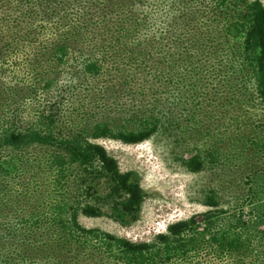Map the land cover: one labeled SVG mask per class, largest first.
<instances>
[{
    "label": "rangeland",
    "instance_id": "obj_1",
    "mask_svg": "<svg viewBox=\"0 0 264 264\" xmlns=\"http://www.w3.org/2000/svg\"><path fill=\"white\" fill-rule=\"evenodd\" d=\"M250 1L252 0H246ZM262 2L264 4V0ZM68 3L67 0L56 2L49 7L46 15V10L38 6L41 4L39 1L0 0V53L4 55L0 63V100L9 98V109H18L16 96L22 89L36 88L31 82L39 77L27 63L29 60L19 59L18 54L21 57H33L35 51L45 54L54 48L55 38L62 40L66 37L64 31L58 32L57 26L63 27L64 22L74 18L76 12L83 7L77 3L69 6ZM170 4V0L162 8L152 4L145 12H139L144 18L153 14L155 20L151 25L145 23L143 31L136 34L135 40L144 46L129 47L126 48L127 51L117 54L120 49L117 55L99 48L103 60L112 62V58H115L116 63H120L122 67L126 66L127 70L137 72L139 75L134 76L132 81L144 80L149 82L146 86L154 85L156 88V85L163 86L162 93L159 90L152 95L148 94L144 101L146 106L142 108L147 113L157 114L162 118L161 127L155 135L137 144L110 138L97 141L117 158L122 171L136 170L141 174L142 186L147 196L140 219L125 225L108 215L78 216L84 228H97L136 242L151 241L157 234L165 232L169 224L207 211L209 208L205 205L206 196L212 189L219 193L224 208L241 203L246 199L248 177L264 166V154L258 152L250 141L264 132V104L258 97L254 83L238 71L239 60L230 59L234 50L231 45H227L225 27L219 26L218 21L213 18L205 21L208 27L204 26L202 18L197 19L194 14L190 15L188 25L185 23L186 11L180 15L179 6ZM137 5L140 9V5ZM192 5L188 9L198 7L196 4ZM189 12L192 14L191 10ZM170 13L175 14L173 18L176 15L179 17H175L172 26L168 27L167 15ZM87 18L95 25L107 21L115 27L120 26L118 22L122 20L124 28L130 29V19L123 20L124 16L119 12L101 18L100 21L94 15ZM110 18H113L112 22ZM131 22L135 25L137 19L132 17ZM111 25L108 24L107 27L115 29ZM193 37L201 41V45L208 46L210 53L205 49L204 57L195 52L193 54L188 49L190 38ZM113 42L110 41L107 46H117ZM19 44L20 48L17 49ZM195 83H199L201 88L192 95ZM140 84L142 83L133 82L132 86L138 88ZM9 85L12 90L3 87ZM81 88H85L81 91V98L68 99L57 91L51 94L47 90L45 95L40 92L30 95L31 90H27L29 98L21 99L20 103L24 109L33 112L22 111V119L31 118L29 121H32L47 110L48 105L57 108L64 104L60 108L61 125L67 133L74 125L82 128L88 125L90 119L97 121L104 114L100 108L83 98L89 94L87 86ZM77 91L72 87L67 92ZM133 95H136L135 91L126 96L134 98ZM46 100L47 105L44 104ZM73 102L68 108L67 105ZM125 102L128 103L126 112L137 110L132 99L125 98ZM83 104H88L90 117L83 113L84 110L80 107ZM74 106H79V110L76 111ZM142 121L137 117L130 119L127 129L143 126ZM259 138L263 141L264 135ZM206 150H210L211 155L201 171L191 172L184 166L185 159ZM30 152L34 157L31 158L32 161L28 159V168L21 178V186H12L10 197L16 208H24L25 211L19 214L21 219L33 210L40 213L49 211L54 203L53 198L58 200L69 197L72 201H84L87 198L85 195H73L65 182L55 191L52 186V169L48 168V156L44 148H31ZM76 182L79 186L84 180L73 176L71 185L74 188L78 187ZM96 182L93 181L90 185L94 186ZM104 187L100 189L102 195L107 192L103 190ZM0 197L9 199L1 190ZM3 220L1 222L4 225L16 226L18 233L8 240L0 237V264H113L104 255L100 257L94 247L89 253L84 246V239L76 240L61 231L49 229L50 223L45 226L28 224L23 230L19 219L8 215ZM42 221L45 222L46 218L42 217ZM26 231L28 235L25 236ZM19 233L24 234L19 236ZM2 234L11 233L3 231ZM91 256L95 258L89 260ZM193 256L192 253L185 263H179L196 264ZM197 258L198 264H231L228 261L220 262L216 256ZM253 259L254 256L248 258V264H264V250L256 262L253 263Z\"/></svg>",
    "mask_w": 264,
    "mask_h": 264
},
{
    "label": "trees",
    "instance_id": "obj_2",
    "mask_svg": "<svg viewBox=\"0 0 264 264\" xmlns=\"http://www.w3.org/2000/svg\"><path fill=\"white\" fill-rule=\"evenodd\" d=\"M23 1H39L41 4L38 6L46 10L44 14L47 15L49 7L60 0ZM67 1L69 6H75L77 3L83 7L76 12L74 18L65 21L63 27L57 26L58 32L64 31L66 37L56 40L54 35L51 36L55 38L54 48L45 54L35 51L33 57H21L17 53L19 59L29 60L27 63L39 75L31 82V85L36 88L22 89L19 92L16 96L17 110L9 109V98H4V102L0 100V190L6 198H9L5 200L0 197V234L3 231L11 233L2 234L0 237L8 240L18 233L16 226L4 225L1 222L10 215L22 221L23 230L28 224L45 226L50 223L49 229L61 231L76 240L84 239V246L89 253L94 247L100 257L104 255L113 264H180V261L185 263L192 253L196 264L199 261L197 257L207 259L212 256H216L220 262L228 261L231 264H248V258L254 256L253 263L256 262L264 250V166L248 177L246 199L241 203L232 206L233 208H224L219 193L212 189L206 196L205 205L209 208L207 211L169 224L165 232L157 234L148 242H136L97 228L88 229L81 226L78 220L79 214L89 217L108 215L125 225L140 219L147 196L142 186L141 174L136 170L122 171L117 158L97 141L110 138L137 144L155 135L161 127L162 118L157 114L147 113L142 108L146 106L144 101L148 94L152 95L159 90L162 93L163 86L156 85L158 86L156 88L154 85L146 86L149 82L144 80L132 81V78L139 74L127 70L126 66L122 67L120 63H116L115 58H112V62L103 60L100 49H107L108 53L117 55L127 51L126 48L143 45L135 40L136 34L143 31L145 23L151 25L155 23V20L153 14L144 18V15L139 12H145L152 4L162 8L168 0ZM170 1V5L179 6L180 15L186 11L185 23L188 25H190V15L194 14L197 19L202 18L204 26L208 27L205 21L213 18L218 21L219 26L225 27L227 45H231L234 50L232 55L234 58L230 59L239 60H237L238 71L254 83L258 97L264 104V4L262 0L250 2L246 0ZM137 4L140 5V9ZM192 4L198 7L188 9L193 6ZM115 12L124 16L123 20L130 19V29L124 28L122 20L118 22L120 26L115 27L107 21L95 25L87 18L94 15L97 21H100L101 18ZM174 15V13L167 15L168 27L172 26L175 17H179L176 15L173 18ZM130 17L137 19L135 25L132 24ZM112 19L110 18L111 22ZM108 24L115 29L107 27ZM130 34L132 37L129 36ZM110 41H114L113 43L117 46L114 45L113 48L107 46ZM79 44H81L80 47ZM207 47L201 45V41L194 37L190 38L188 43V49L193 54L195 52L203 57V51L205 49L209 51ZM19 48L20 44L17 49ZM3 58L4 55L0 53V63ZM133 82L142 84L136 88L132 86ZM84 85L87 86L89 94L83 98H86L89 104L100 108L104 114L97 121L90 119L88 125L82 128L74 125L71 128L72 131L67 133L61 125L60 108L64 104H60L57 108L48 105L47 110L42 111L32 121H29L31 118L22 119V111L33 112L30 109H24L25 107L20 103L21 99L29 98L27 90H31L30 95H35L34 92L45 95L47 90H50L51 94L57 91L65 95L66 99L81 98V91L85 89L81 87ZM1 86L2 84L0 88ZM3 87L6 90L8 88L12 90L10 85ZM72 87L78 91L67 92ZM194 87L195 91L192 95L197 93L201 85L195 83ZM133 91L136 93L133 95L134 98L126 96ZM125 98L132 99L133 105L137 107L135 112L125 111L128 105ZM44 104L47 105L48 101L46 100ZM73 104L74 102L67 105L68 108ZM80 107L84 110L86 117L91 116L87 110L88 104ZM74 108L76 111L79 110V106ZM96 113L101 114L97 111ZM134 117L141 118L143 126L127 129V123ZM262 134L264 135V132L250 141L258 152L264 154V139L262 141V138H259ZM42 147L48 156V168L52 169L53 189L57 191L56 189L65 182L73 195H85L87 198L84 201L75 199L72 201L73 199L69 197L58 200L53 198L54 203H51L49 211L40 213L33 210L23 215L21 219L19 214L25 210L22 207L16 208L14 201L10 198L12 186H21V178L28 168L27 161L34 157L30 152L31 148ZM210 155V150L199 152L185 159L183 164L189 171L199 172L206 166ZM73 176H79L84 180L79 186L76 182L77 188L71 185ZM93 181H97L94 186L90 185ZM102 187L104 191H107L105 195L100 192ZM42 217L46 218L45 222L42 221ZM23 234L19 233V236ZM26 235H28L27 231ZM93 258L95 257L91 256L88 259Z\"/></svg>",
    "mask_w": 264,
    "mask_h": 264
}]
</instances>
